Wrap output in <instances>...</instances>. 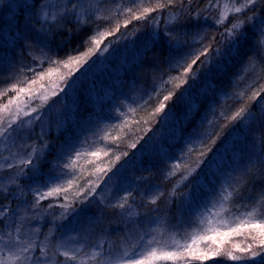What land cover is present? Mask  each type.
Listing matches in <instances>:
<instances>
[{
  "label": "snow or ice",
  "instance_id": "6c2138e0",
  "mask_svg": "<svg viewBox=\"0 0 264 264\" xmlns=\"http://www.w3.org/2000/svg\"><path fill=\"white\" fill-rule=\"evenodd\" d=\"M202 2L0 0V39H8L5 24L13 33L12 58L0 55V80L9 81L0 85V144L9 153L0 152V264H205L218 258L235 264H264V82L258 83L264 79V0H206L200 7ZM212 11L217 15H211ZM5 15L10 19L4 20ZM133 21L143 24L129 30ZM121 27L126 31L121 32ZM130 39L134 47L139 46L137 66L153 67L160 73L159 83L145 93L144 104L154 98L156 104L143 121L159 127L147 139L141 136L129 144L136 149L131 155L124 151L107 164L88 160L93 166L88 175L94 179L81 187L78 182L84 170H77L76 161L84 155L108 157L120 146L116 135L111 137V147L104 143L95 150L82 148L87 139L80 141L76 132L84 126L82 113L89 118L95 114L88 109L91 90L82 77L118 55L119 45L127 48ZM74 41L73 51L60 57ZM81 46L84 51L79 52ZM0 51L7 53L8 48L0 45ZM26 57L34 64L25 67ZM241 84L240 91L226 90ZM246 92L250 94L240 107L228 114L221 106L217 115L221 99L243 100ZM58 105L56 126L64 139L57 148L49 142L50 128L45 122ZM113 107L123 117L113 127L122 130L129 118L122 108ZM135 111L129 105L128 112ZM72 113L80 119L68 124L65 118ZM221 117L223 127L233 125L223 138V129L216 131ZM253 126L261 131L258 149L254 139L249 147ZM161 129L164 132L158 136ZM109 136L105 132L99 139L107 142ZM140 140L143 143L137 149ZM193 153L196 158L190 162ZM122 157L127 159L113 171ZM245 159L260 167L242 187L232 177L248 175L249 169L239 171ZM154 161L170 166L165 179L179 177L170 196H177L180 185L188 189L178 195V226L189 223L183 213L199 209L202 197L207 198L203 210L211 215L200 218L195 227L189 224L192 231L183 241L173 236L171 242L162 239L158 218L145 215L150 225L157 224L151 236L137 231L144 227L142 221L130 219L116 229L124 233L118 245L123 250L116 251L111 243L106 248V239L96 240L97 229L106 238L112 230L104 227L103 215L91 211L92 205L119 209L122 217L137 215L129 198L135 201L132 192L141 185L126 173L146 163L155 167ZM213 181L208 197L206 189ZM120 189L127 194L119 196ZM105 192H115V203ZM147 195L155 205L165 193L152 186ZM249 204L251 210L232 213L233 207L248 208ZM42 226L47 230L42 231ZM234 237L243 240L235 242Z\"/></svg>",
  "mask_w": 264,
  "mask_h": 264
},
{
  "label": "trees",
  "instance_id": "16d2710c",
  "mask_svg": "<svg viewBox=\"0 0 264 264\" xmlns=\"http://www.w3.org/2000/svg\"><path fill=\"white\" fill-rule=\"evenodd\" d=\"M145 4H147L148 0H144ZM206 3V0H203V2L200 4V7H203V4ZM195 7V5H194ZM155 15V13L153 14ZM211 15H217L215 11H212ZM9 15H5L3 17L4 20H8ZM137 24H143V22L133 21L132 24L128 26V29L131 30L135 25ZM10 25L5 24L3 26L4 28L9 29L10 31ZM126 31L123 27H121V32ZM11 35V34H10ZM84 35H87L85 33ZM108 39H114V37H109ZM131 39H135V35L131 37ZM131 39L127 41V48L124 47V44L119 45L120 52L118 55L114 57H110L108 61L105 63V67L103 70L99 73H95L93 77L86 78L82 77V79L86 80L85 86L87 89L91 90V96H92V103L89 104L88 109L89 111L94 110V115L90 118L86 116V114L82 113V116H84V119H81V123L84 125L82 128L76 129L77 135L79 137L80 141H84L87 139V143L82 144V148L92 149L95 150V148L101 144L107 143L111 147V137L119 135L120 141H119V149L115 150L110 153V156L105 157L101 155L99 158L89 157L87 155L82 156L80 159L76 161L75 167L77 170L83 169V175L81 180L78 182L79 186L83 187L87 180L94 179L93 177L88 175V172L92 170V165L87 163L88 160H96L97 163H104L107 164L109 160H114L116 155H120L124 151H127L129 155H131L133 152L136 151V149L129 148L128 145L137 141L139 137L143 136L145 139H147L149 136H152L153 132L156 131V129L159 127L158 124H152L148 123L145 124L143 121L148 119V116L150 115L152 109L155 107L156 104V98L149 101L148 104H144V99L146 98L145 93H150L152 88L156 86L159 83V76L160 73L155 70L153 67H148L146 65H138L139 62V56H138V49L139 46H133L131 43ZM77 42L74 41L73 45L69 48H65L63 51L60 52V57H65L67 53H70L73 51V48L76 46ZM7 46V44H6ZM10 47V45H8ZM84 51V47L81 46L79 48V52ZM0 55H6L4 52L0 51ZM36 55L39 56L38 53ZM8 56V54H7ZM9 59H11L8 56ZM94 59V57H93ZM91 61H89L90 63ZM25 67L28 65L34 64V61H32L31 57H26L24 60ZM86 66V65H85ZM29 75V73H28ZM259 82H264V79H260ZM3 83H9V81L6 80H0V85H7ZM244 88V85L241 84L239 88L232 89L228 88L226 89L229 92L233 91H240ZM107 97L105 99V105L98 104L94 102L93 97L99 98L100 96ZM250 92H246L244 95L243 100H220V103L216 107V113L219 116V114L222 111L227 112L228 114H231L235 109L240 107L245 100H247L248 95ZM11 95V94H10ZM124 97H127V99H123ZM162 98V94L161 97ZM53 100L59 99V97H53ZM51 102V101H50ZM113 105L119 106L124 110V112L127 114L129 118V122L125 128L122 130L119 128L113 127L115 123H121L123 122V117L120 116L118 112H116ZM131 105L133 108H136V111L134 113L128 112V107ZM102 107V110H101ZM83 108V105H82ZM60 110V106L58 105L56 110L53 111L52 116L49 120H46V125L50 128L48 131V135L50 137L49 142L54 143L55 146L58 148L62 143L64 139V135L62 130H58L56 126V116L57 112ZM67 120L68 124H74V122L77 119H80L75 116L74 113L70 114L68 117L65 118ZM155 119H159V117H156ZM209 119H212V117H209ZM136 121H140L139 124L136 123ZM219 126L216 128L217 132H221V128L223 129L221 133V137L228 136V133L230 129L233 127L231 123L228 124L227 127H223L225 124V121L221 117L218 121ZM139 129V130H137ZM151 129V131H149ZM205 129H208V125H205ZM96 133V135H93V133ZM105 132H108L110 134L109 141H100L99 136L103 135ZM164 132V129H161L160 133H157L159 136L161 133ZM37 135L39 134V128L36 129ZM25 140L28 141V143H32L31 140H29L27 137H24ZM248 139H249V147H251V141L253 139L255 140L256 148L258 149L260 147V140H261V131L258 130L255 126H253L248 133ZM21 141H17V145H19ZM143 143V140H140L137 144V149L139 148L140 144ZM210 143V141H209ZM219 143V141L217 142ZM167 147V145H165ZM226 148L229 147V145L225 146ZM224 151L223 149L221 150ZM0 152H2L3 155H8L9 153L3 146L0 148ZM196 158V154L193 153L190 162L194 161ZM49 159H52L50 156ZM127 159L126 157H122L120 161L116 162L115 167L113 168V171L116 170V168H119L120 165L124 162V160ZM254 159V157H253ZM0 162H2V157H0ZM155 163V167H152L151 165H148L147 163L141 167L137 166L135 168H130L128 172L126 173L129 180L133 181L134 184L141 185V187L134 188L132 192V196L135 197V201L132 200V198H129V202L133 204L132 211L136 213L137 215L133 217H127V216H121L119 209H112L111 207L104 205V204H93L91 207V211L94 212L97 216L103 215L104 217V227L110 228L112 230V235L110 237H103L100 235L99 230L97 229L96 234V240L97 242L99 239H106L107 243L105 244V247L107 248L108 243L113 244V247L116 249V251H122L123 249L121 247H118L121 241V236L124 235L122 232H117V227L123 228L124 222L131 220H139L142 221L144 224V227L141 229H137V231H140L141 233L147 232L149 236L155 234L151 231L152 228L157 227L156 223L149 224V221L145 219V215L149 214L153 217V219L158 218V223L161 226V231L163 232L162 239L168 240L171 242V238L175 236L176 239H179L183 241L185 238H187L188 234L192 231V228L189 227V224L192 225V227H195L200 219V214L203 212V205L207 203V198L202 197L200 201V207L199 209L197 207H193L191 209V212H184L183 217L184 219L188 220V224H184L183 226H178L177 220L180 218V213L177 211V204L179 203L178 195L181 189L183 191H188V189L184 185H180V187L177 189V196L173 197L170 196V193L175 186L178 175L169 177L165 179L166 172L169 169V165L164 163ZM223 163H227V161H223ZM194 166V164H193ZM260 165L257 163L255 166L249 165L247 159L242 161V167L239 169V171L242 173L244 169H249L247 176H233L232 179L234 182H240L241 186H245V182L251 178L253 174H255V171L259 169ZM148 168H151V170H147ZM47 169H45L46 171ZM2 174V173H0ZM111 175V173H109ZM144 177L145 179L141 180L140 178ZM193 177L189 178V182ZM117 182L113 181L112 184L115 185ZM215 181L212 182V184H209L206 192L208 193V197L211 196V191L213 186L215 185ZM220 183H224V178H220ZM156 187L162 190L165 193L164 197H161L160 200L157 201L155 205L151 204L149 202L150 197L147 195V190L149 187ZM103 187V185H101ZM99 191V189H98ZM127 193L123 191V189L119 190V196L126 195ZM105 195L107 196L108 200L112 203H115V201L118 199V196L115 194H109L105 192ZM28 199L31 200V195L28 196ZM174 201V203H167V201ZM49 201H45L44 204H47ZM234 203H242V202H234ZM142 205V206H141ZM253 207L252 204H249L248 208L244 207H233L232 213L235 215H239L240 213H243L245 211L251 210ZM157 209V212H152V209ZM57 213L60 211L59 208L54 209ZM229 218H232L230 214L228 213ZM51 217H48V220L51 221ZM47 226H42V231H46ZM58 235V234H57ZM243 240V237L242 239ZM170 264V262H169ZM198 264V262H197ZM205 264H235V262L228 261L224 258H218V259H209L205 262Z\"/></svg>",
  "mask_w": 264,
  "mask_h": 264
},
{
  "label": "rangeland",
  "instance_id": "374dc122",
  "mask_svg": "<svg viewBox=\"0 0 264 264\" xmlns=\"http://www.w3.org/2000/svg\"><path fill=\"white\" fill-rule=\"evenodd\" d=\"M8 19H10V15H9V18ZM230 19H231V17H230ZM3 32L5 33V34H8V39L7 40H4V39H0V45H3V46H5V47H7L8 48V51H7V53H4V54H8V56L11 58L12 57V47H11V35L13 34V33H11L10 31H9V29H7V28H4L3 29ZM11 34V35H10ZM6 44H7V46H6ZM8 45H10V47H8ZM39 54V53H38ZM38 56V55H37ZM94 59H96V57H94ZM107 62V61H106ZM106 62H102V63H100L99 65H97L90 73H88V75L86 76V78H92L93 77V75L95 74V73H99V72H101L102 70H103V68L105 67V63ZM91 63V62H90ZM87 66V65H86ZM85 66V67H86ZM29 75H31V73H29ZM76 75H79V73H77ZM3 84H7V83H3ZM11 94V93H10ZM107 98V97H106ZM105 97H103L102 96V94H101V96L99 97V98H97V97H93V100H94V102H96V103H98V104H102V105H105V99H106ZM4 145L3 144H0V148H2ZM211 215V213L210 212H205L204 210H203V212L200 214V218H202V217H204V216H210ZM225 215V217L226 218H229V215H228V213H225L224 214ZM242 237H234L233 238V240L235 241V242H241L242 240Z\"/></svg>",
  "mask_w": 264,
  "mask_h": 264
}]
</instances>
